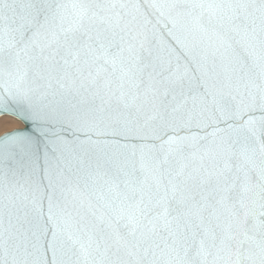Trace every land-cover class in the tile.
<instances>
[{"label": "snow or ice", "instance_id": "obj_1", "mask_svg": "<svg viewBox=\"0 0 264 264\" xmlns=\"http://www.w3.org/2000/svg\"><path fill=\"white\" fill-rule=\"evenodd\" d=\"M0 264H264V0H0Z\"/></svg>", "mask_w": 264, "mask_h": 264}, {"label": "rangeland", "instance_id": "obj_2", "mask_svg": "<svg viewBox=\"0 0 264 264\" xmlns=\"http://www.w3.org/2000/svg\"><path fill=\"white\" fill-rule=\"evenodd\" d=\"M9 119H11V118H9ZM17 126H20L19 124H17Z\"/></svg>", "mask_w": 264, "mask_h": 264}]
</instances>
